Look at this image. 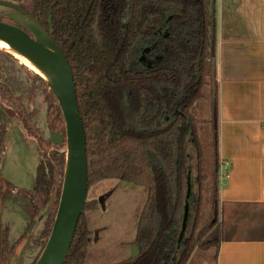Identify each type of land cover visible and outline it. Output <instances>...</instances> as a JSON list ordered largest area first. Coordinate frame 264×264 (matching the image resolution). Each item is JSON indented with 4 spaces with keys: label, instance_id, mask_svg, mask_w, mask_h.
Instances as JSON below:
<instances>
[{
    "label": "trees",
    "instance_id": "obj_1",
    "mask_svg": "<svg viewBox=\"0 0 264 264\" xmlns=\"http://www.w3.org/2000/svg\"><path fill=\"white\" fill-rule=\"evenodd\" d=\"M17 1L46 28L72 69L86 138L88 186L116 179L146 189L129 242L137 252L113 264H217L222 225L215 0ZM0 55L17 60L5 50ZM21 65L44 85L49 133L64 136L54 94L39 74ZM32 97L30 89V103ZM0 101L47 155L37 163L30 189L5 182L6 192L14 191L28 204L26 232L43 214L34 264L57 210L65 153L60 144L44 139L33 123L36 110H27L23 97L1 79ZM195 102L198 116L190 111ZM6 131L0 125V158ZM204 185L210 192V212L199 225ZM2 197L0 189V202ZM88 205L86 201L63 264L85 262L91 241L84 219ZM26 232L9 249L2 243L1 264L19 252Z\"/></svg>",
    "mask_w": 264,
    "mask_h": 264
},
{
    "label": "crops",
    "instance_id": "obj_2",
    "mask_svg": "<svg viewBox=\"0 0 264 264\" xmlns=\"http://www.w3.org/2000/svg\"><path fill=\"white\" fill-rule=\"evenodd\" d=\"M215 15L217 264H264V0H215ZM123 247L137 250L129 241Z\"/></svg>",
    "mask_w": 264,
    "mask_h": 264
},
{
    "label": "rangeland",
    "instance_id": "obj_3",
    "mask_svg": "<svg viewBox=\"0 0 264 264\" xmlns=\"http://www.w3.org/2000/svg\"><path fill=\"white\" fill-rule=\"evenodd\" d=\"M15 3L19 4L17 0ZM6 10H8L6 7L0 5V13ZM0 50L5 49L0 46ZM21 63L18 58L16 60L0 55V79L11 87L15 95L23 97V103L27 110L32 108L36 110L33 123L38 127L44 139H49L50 133L45 121L47 101L44 85L36 80L30 71L24 69ZM30 89L33 90L31 103L27 98ZM190 111L194 116H198L199 103L195 102ZM0 125H5L7 129L0 158V189L3 195L0 209L1 229L4 233L2 243L6 244L9 249L15 240L26 232L29 224V210L28 204L16 196L14 191L6 192L5 182H11L19 188L30 189L33 185L37 163L39 160H46L47 155L38 149L34 138L26 134L15 112L1 101ZM59 150L65 153L64 143L60 144ZM144 199L145 192L143 189L126 181L103 179L88 186L86 201L89 202V205L84 212V219L91 231L90 243L93 241L94 244L92 247L89 244L91 248L87 252L84 264H113L130 255V253L133 255L137 252L136 249L130 252L128 247H123V243L131 241L134 234V224ZM209 212L210 192L207 185H204L201 195L202 216L199 225ZM43 224L44 219L41 218L34 225L30 237L31 241H29L20 264H31L40 251L39 244L35 242ZM17 254H11L7 262L10 259L14 260Z\"/></svg>",
    "mask_w": 264,
    "mask_h": 264
},
{
    "label": "water",
    "instance_id": "obj_4",
    "mask_svg": "<svg viewBox=\"0 0 264 264\" xmlns=\"http://www.w3.org/2000/svg\"><path fill=\"white\" fill-rule=\"evenodd\" d=\"M7 11L0 13L13 23L0 20V43L13 46L18 54L31 64L54 94L64 118L65 135L51 132L53 145L65 143V163L57 210L50 234L34 264H63L68 254L77 222L87 198L86 138L77 105L76 87L70 64L49 32L21 5L0 0ZM7 51V50H6ZM190 194L188 185L186 196ZM188 215V204L184 206L182 230ZM43 214L34 219L27 231V238L16 258L7 264H20L29 244L31 232ZM1 209H0V264H1Z\"/></svg>",
    "mask_w": 264,
    "mask_h": 264
},
{
    "label": "bare ground",
    "instance_id": "obj_5",
    "mask_svg": "<svg viewBox=\"0 0 264 264\" xmlns=\"http://www.w3.org/2000/svg\"><path fill=\"white\" fill-rule=\"evenodd\" d=\"M0 46L3 47L5 50H7L8 52H10L11 54H13L15 57H17L19 60H21V62L23 64H25L27 67L33 69L34 71H36V69L31 65L29 64V62L27 60H25L23 57H21L19 54H18V51L15 47L13 46H7L6 44L4 43H0Z\"/></svg>",
    "mask_w": 264,
    "mask_h": 264
},
{
    "label": "built area",
    "instance_id": "obj_6",
    "mask_svg": "<svg viewBox=\"0 0 264 264\" xmlns=\"http://www.w3.org/2000/svg\"><path fill=\"white\" fill-rule=\"evenodd\" d=\"M220 168H221V166H220ZM221 177V172H220V169H219V178Z\"/></svg>",
    "mask_w": 264,
    "mask_h": 264
},
{
    "label": "flooded vegetation",
    "instance_id": "obj_7",
    "mask_svg": "<svg viewBox=\"0 0 264 264\" xmlns=\"http://www.w3.org/2000/svg\"><path fill=\"white\" fill-rule=\"evenodd\" d=\"M9 1H11V0H9ZM12 2H14V1H12ZM9 10V9H8ZM7 11V10H6Z\"/></svg>",
    "mask_w": 264,
    "mask_h": 264
}]
</instances>
